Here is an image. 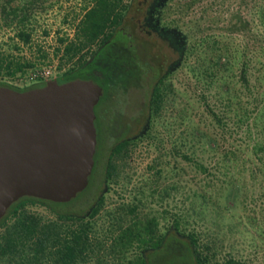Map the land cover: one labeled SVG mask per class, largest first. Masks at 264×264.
<instances>
[{"label": "trees", "instance_id": "1", "mask_svg": "<svg viewBox=\"0 0 264 264\" xmlns=\"http://www.w3.org/2000/svg\"><path fill=\"white\" fill-rule=\"evenodd\" d=\"M49 2L0 0V30L13 34L8 36V47H0V85L25 91L46 84L47 81L42 80L21 88L5 78L37 66L35 60L16 55L14 49L33 43L36 30L33 18L50 8ZM166 2L150 0L147 4L145 23L153 30L158 28V11ZM187 2L188 5L192 3L191 0ZM241 3L250 8L249 14L253 18L241 15L239 27L234 24L231 29L232 33L240 32L247 39L242 48L238 44H222L210 35H200L198 41L188 43L181 31L182 36L179 32L174 33L177 29L173 27L163 25L158 28L164 38L180 50L181 58L153 84L148 109L144 111V114L148 112L146 124L139 133H134L130 122L122 129L112 122L102 123L99 106L115 99L118 87L125 88L122 81L120 86L118 81L129 69L138 66L142 77L147 78L151 66L134 57L136 48L123 26L129 14L140 9L142 4L139 0L90 1L76 25L77 39L64 46L72 65L56 77L60 83L77 78L92 79L103 87V95L96 105L98 143L89 184L69 202L33 196H24L14 202L0 220V227L6 229L0 235V258L9 257L12 264H125L127 254L135 249V259H129V264H156L154 256L162 249L176 245V251H171L170 256L182 258L183 264H221L219 241L210 239L206 228L190 227L189 218L196 215L203 220L204 210L214 206L223 220L224 210L241 205L237 197L244 192L246 160L253 164L264 161L261 157L264 153V0H241ZM85 47H89L88 56L83 53ZM192 54L196 55L197 61L189 66V72H193L206 87L216 86V92L204 99L205 113L209 114L214 131L198 122L203 119L202 113L199 118V114L186 111L183 122L189 127V135L183 141L184 148L175 150L177 156L181 155L183 164L177 158L163 162L162 167L156 169V175L180 169L197 171L201 188L193 193L191 207L175 216L163 233L156 228L157 217L145 216L139 205L129 204L123 206V211L112 212L113 223L108 233L100 235L96 217L105 202V188L101 189L100 183L119 176V161L128 158L144 136H151L154 124L163 118L168 106L174 105L171 74L175 66L179 68L185 61L187 63ZM114 62L119 63V74L110 67ZM244 138L250 140L248 146L243 144ZM248 151L254 159H248ZM91 186L96 192L89 195ZM139 194H144L141 188L136 196ZM140 201L143 203V197ZM33 204L46 206L54 216L45 218L28 211V205ZM129 215L132 218L125 223ZM215 233L220 235L219 231ZM223 264H243V261L230 255Z\"/></svg>", "mask_w": 264, "mask_h": 264}, {"label": "rangeland", "instance_id": "2", "mask_svg": "<svg viewBox=\"0 0 264 264\" xmlns=\"http://www.w3.org/2000/svg\"><path fill=\"white\" fill-rule=\"evenodd\" d=\"M90 1L50 0L48 3L50 8L33 18L36 28L33 43L20 45L19 50L14 49L16 55L35 60L37 66L14 76H6L5 81L16 87L25 88L42 82L44 71H50V79H53L68 70L72 62L66 57L64 46L75 40L76 25L83 17ZM139 1L142 4L141 8L132 11L123 26L130 33L132 46L136 48L133 52L134 57L141 58L144 64L151 66L147 72V78L142 77L140 67L129 69L130 71L120 75L122 78L120 77L118 81V85L120 86L122 81L125 88L118 87L116 98L107 100L99 106L102 123L112 122V125L117 124L121 129L126 123H131L134 133H139L146 124L148 112L144 114V111L148 109L147 102L153 84L166 70L172 69V65L181 58L180 50L170 44L160 33L159 29L163 25L177 29L174 33L179 32L180 36L184 33L188 43L198 41L200 35H210L216 37L222 44L229 43L231 46L238 44L242 48L247 39L240 32L232 33L231 29L235 27L234 24L239 27L238 18L241 15L244 18L253 19L249 14L250 8H246L241 0H191L190 5L187 4V0H167L158 11L156 25L159 29L153 30L145 23V9L150 0ZM9 35H13L12 32L0 30L1 48L8 47ZM87 49L89 47H85L83 53L88 56L90 53ZM196 61V55L192 54L187 63L185 61L186 66H184L185 63L179 68L175 66L176 69L171 74L175 88L174 105L168 106L163 113V118L154 124L155 128H152L151 136H144L138 141L131 155L119 161V176L113 177L111 181L100 183L101 189L105 188V202L100 214L96 217L100 235L108 233L113 223L112 212L123 211L124 205L137 204L145 216L157 217L156 228L162 233L173 222L175 216L182 215L185 209L191 207L193 193L201 188L198 172L180 169L170 173L164 172L158 176L156 169L162 167L163 162L176 158L183 164L181 155L177 156L175 150L184 148L183 141L189 135V127L183 122L186 111L199 114V118L202 113L203 119L198 122L204 127L209 126L214 131L209 114H206L204 99L205 96L208 97L216 92V86L206 87L198 81L193 72H189V66L194 65ZM188 63L190 64L187 65ZM118 64L114 62L109 66L119 74ZM249 141L248 138H244L243 144L248 146ZM247 153L250 157H247L248 159H254L251 151ZM261 155L264 159V153ZM242 166L243 164L240 168ZM244 169V192L237 197L238 203L241 201L239 207L224 210L223 220H220L218 216L220 212L214 206L204 210L205 219L203 220L196 215L189 218L190 227L195 225L201 230L206 228L205 232L210 239L216 238L219 241L221 248L218 250V259L221 264L225 263L227 256L230 255L237 259L241 258L243 264H264V161L253 164L251 160H246ZM139 188L144 194L136 196ZM95 192L96 188L91 186L87 194ZM142 197L143 203L142 200L140 201ZM27 210L45 218L54 216L46 206L41 204L28 205ZM131 218L132 216L129 215L126 220ZM5 231V226L0 227V235ZM216 231H219L220 235H217ZM175 248L176 245L162 249L159 255L154 256L155 263L183 264L182 258L179 257L178 260L177 257L170 256L171 251H176ZM134 251L135 249L127 254L128 259L125 264H129V259H135ZM12 263L13 260L9 257L0 258V264Z\"/></svg>", "mask_w": 264, "mask_h": 264}, {"label": "water", "instance_id": "3", "mask_svg": "<svg viewBox=\"0 0 264 264\" xmlns=\"http://www.w3.org/2000/svg\"><path fill=\"white\" fill-rule=\"evenodd\" d=\"M102 95L83 78L25 91L0 85V220L24 196L69 202L86 189Z\"/></svg>", "mask_w": 264, "mask_h": 264}, {"label": "built area", "instance_id": "4", "mask_svg": "<svg viewBox=\"0 0 264 264\" xmlns=\"http://www.w3.org/2000/svg\"><path fill=\"white\" fill-rule=\"evenodd\" d=\"M50 74H51L50 71H44V73H43L44 80H46V81L50 80V78H51Z\"/></svg>", "mask_w": 264, "mask_h": 264}]
</instances>
